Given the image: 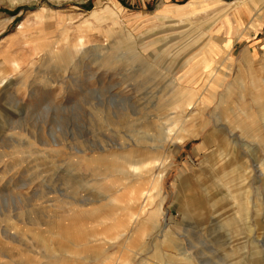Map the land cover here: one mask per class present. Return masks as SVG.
<instances>
[{
  "label": "rangeland",
  "instance_id": "rangeland-1",
  "mask_svg": "<svg viewBox=\"0 0 264 264\" xmlns=\"http://www.w3.org/2000/svg\"><path fill=\"white\" fill-rule=\"evenodd\" d=\"M0 264H264V0H0Z\"/></svg>",
  "mask_w": 264,
  "mask_h": 264
},
{
  "label": "bare ground",
  "instance_id": "bare-ground-1",
  "mask_svg": "<svg viewBox=\"0 0 264 264\" xmlns=\"http://www.w3.org/2000/svg\"><path fill=\"white\" fill-rule=\"evenodd\" d=\"M222 155V154H221ZM214 169H215V171H214V174H217V173H220V177H221V179L223 180V183H225V187L229 184L228 183V181L227 180H230V176L229 177H226V178H222V176H224V172L226 171V168H224V165L222 166V167H213ZM222 172H223V174H222ZM228 174H229V171H228V173H227V176H228ZM158 187H159V181L157 182V184H156V187H155V190H158ZM226 188H228V190H232V187H231V184H229V186L228 187H226ZM141 199V194L137 191V190H132L131 191V194L129 193L128 194V197L126 198V200H116L118 203H120V204H125L126 206H130L131 204H133V203H135V202H137V201H139ZM194 202H199L198 200H195V197H193V196H189L188 195V197H187V200H186V204H188V205H191L192 203H194ZM131 224V222H130V219L128 218H125V220L123 221V223H122V226L120 227V226H116V227H114V231H115V233H118V232H120L121 231V229H123L124 227L126 228V227H128L129 225ZM98 235H101L100 234V231L98 230ZM112 235H114V233H111V234H109L108 236L106 235V237L105 238H107V239H111V237H112ZM93 237H96V235H92Z\"/></svg>",
  "mask_w": 264,
  "mask_h": 264
},
{
  "label": "crops",
  "instance_id": "crops-1",
  "mask_svg": "<svg viewBox=\"0 0 264 264\" xmlns=\"http://www.w3.org/2000/svg\"><path fill=\"white\" fill-rule=\"evenodd\" d=\"M225 10H227V8ZM222 12H225V11L223 10Z\"/></svg>",
  "mask_w": 264,
  "mask_h": 264
}]
</instances>
